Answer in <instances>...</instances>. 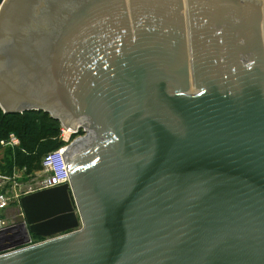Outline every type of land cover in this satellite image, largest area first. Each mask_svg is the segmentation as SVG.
Returning <instances> with one entry per match:
<instances>
[{"label": "water", "instance_id": "water-1", "mask_svg": "<svg viewBox=\"0 0 264 264\" xmlns=\"http://www.w3.org/2000/svg\"><path fill=\"white\" fill-rule=\"evenodd\" d=\"M0 5V109L83 132L0 264H264V0Z\"/></svg>", "mask_w": 264, "mask_h": 264}, {"label": "rangeland", "instance_id": "rangeland-1", "mask_svg": "<svg viewBox=\"0 0 264 264\" xmlns=\"http://www.w3.org/2000/svg\"><path fill=\"white\" fill-rule=\"evenodd\" d=\"M0 112V139L13 134L16 146H0V191L9 197L8 208L3 212L6 221L17 224L22 210L19 199L36 181L44 176L41 160L45 153L66 146L83 135L66 136L58 123L42 112L3 115ZM32 235V234H31ZM33 242L39 237L32 235Z\"/></svg>", "mask_w": 264, "mask_h": 264}, {"label": "built area", "instance_id": "built-area-1", "mask_svg": "<svg viewBox=\"0 0 264 264\" xmlns=\"http://www.w3.org/2000/svg\"><path fill=\"white\" fill-rule=\"evenodd\" d=\"M61 131L68 137L72 135L69 131L63 128H61ZM79 132L80 130H77L76 134ZM17 143L18 139L13 134L9 135L6 139H0V146H16ZM64 147L65 146L54 149L43 155L41 166L44 176L30 186L25 192V195L69 182L61 156ZM8 205L9 197L0 191V255L43 240L39 237L33 242V239L31 238L32 235L29 233L28 225L23 213H21L17 224H14L12 220L6 221V219L3 218V212L8 208Z\"/></svg>", "mask_w": 264, "mask_h": 264}, {"label": "trees", "instance_id": "trees-1", "mask_svg": "<svg viewBox=\"0 0 264 264\" xmlns=\"http://www.w3.org/2000/svg\"><path fill=\"white\" fill-rule=\"evenodd\" d=\"M0 112L3 113V111L0 109ZM26 113H29V112H26ZM32 113V112H31ZM34 113V112H33ZM5 114V113H4ZM3 114V115H4ZM19 114H22V113H19ZM5 115H18V114H5ZM46 154V153H45Z\"/></svg>", "mask_w": 264, "mask_h": 264}]
</instances>
